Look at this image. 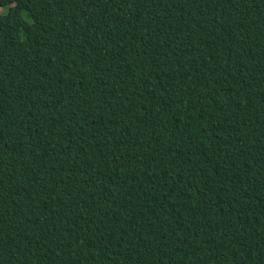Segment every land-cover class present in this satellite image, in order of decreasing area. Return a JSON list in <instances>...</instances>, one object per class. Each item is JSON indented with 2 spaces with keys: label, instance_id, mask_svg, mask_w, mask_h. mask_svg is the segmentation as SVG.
I'll list each match as a JSON object with an SVG mask.
<instances>
[{
  "label": "trees",
  "instance_id": "16d2710c",
  "mask_svg": "<svg viewBox=\"0 0 264 264\" xmlns=\"http://www.w3.org/2000/svg\"><path fill=\"white\" fill-rule=\"evenodd\" d=\"M0 8V264H264V0Z\"/></svg>",
  "mask_w": 264,
  "mask_h": 264
},
{
  "label": "clouds",
  "instance_id": "9594fccd",
  "mask_svg": "<svg viewBox=\"0 0 264 264\" xmlns=\"http://www.w3.org/2000/svg\"><path fill=\"white\" fill-rule=\"evenodd\" d=\"M6 12H7L6 8L5 9H0V16L6 14Z\"/></svg>",
  "mask_w": 264,
  "mask_h": 264
},
{
  "label": "rangeland",
  "instance_id": "374dc122",
  "mask_svg": "<svg viewBox=\"0 0 264 264\" xmlns=\"http://www.w3.org/2000/svg\"><path fill=\"white\" fill-rule=\"evenodd\" d=\"M0 9H1V8H0ZM4 9H5V8H4ZM6 9H7V8H6ZM7 10H8V9H7ZM22 15H23V17H26V14H25V13H23Z\"/></svg>",
  "mask_w": 264,
  "mask_h": 264
}]
</instances>
